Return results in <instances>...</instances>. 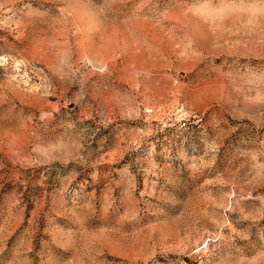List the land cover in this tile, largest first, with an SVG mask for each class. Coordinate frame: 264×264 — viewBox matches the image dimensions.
Segmentation results:
<instances>
[{
  "label": "rangeland",
  "instance_id": "1",
  "mask_svg": "<svg viewBox=\"0 0 264 264\" xmlns=\"http://www.w3.org/2000/svg\"><path fill=\"white\" fill-rule=\"evenodd\" d=\"M0 264H264V0H0Z\"/></svg>",
  "mask_w": 264,
  "mask_h": 264
}]
</instances>
